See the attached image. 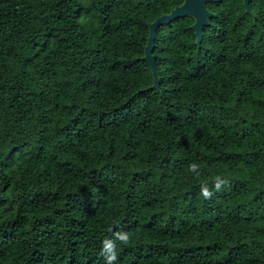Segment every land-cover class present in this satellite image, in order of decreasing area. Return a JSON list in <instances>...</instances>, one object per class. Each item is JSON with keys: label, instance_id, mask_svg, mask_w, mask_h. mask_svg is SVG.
<instances>
[{"label": "trees", "instance_id": "16d2710c", "mask_svg": "<svg viewBox=\"0 0 264 264\" xmlns=\"http://www.w3.org/2000/svg\"><path fill=\"white\" fill-rule=\"evenodd\" d=\"M182 2L0 0V264H105L119 230L116 264H264V0L158 26L153 86Z\"/></svg>", "mask_w": 264, "mask_h": 264}, {"label": "water", "instance_id": "95a60500", "mask_svg": "<svg viewBox=\"0 0 264 264\" xmlns=\"http://www.w3.org/2000/svg\"><path fill=\"white\" fill-rule=\"evenodd\" d=\"M214 0H183L180 5H176L169 13H164L158 16L155 20L148 24L149 35L147 38L146 45L144 46V59L148 62L152 69L154 84L156 86L158 82L156 65L153 60L152 48L153 40L155 37V31L161 24H166L176 19L177 17L192 16L194 22L191 24L196 35V43H199L202 38V28L209 24L208 18L212 16V13L207 9V2ZM243 5L248 10V0H243Z\"/></svg>", "mask_w": 264, "mask_h": 264}, {"label": "clouds", "instance_id": "9594fccd", "mask_svg": "<svg viewBox=\"0 0 264 264\" xmlns=\"http://www.w3.org/2000/svg\"><path fill=\"white\" fill-rule=\"evenodd\" d=\"M189 172L195 174L197 177L201 175L200 165L198 163H191L188 166ZM227 184V179L223 176L217 175L211 184L204 182L199 186L200 195L205 200H211L215 193L220 192ZM111 231V229H109ZM117 242L121 245L129 246L132 242L131 235L125 230H119L113 233V238H106L102 241L100 255L104 258L105 264H116L118 259Z\"/></svg>", "mask_w": 264, "mask_h": 264}, {"label": "flooded vegetation", "instance_id": "af4514ba", "mask_svg": "<svg viewBox=\"0 0 264 264\" xmlns=\"http://www.w3.org/2000/svg\"><path fill=\"white\" fill-rule=\"evenodd\" d=\"M216 0L214 1H210V2H215ZM242 4H243V0H242ZM248 4H249V0H248ZM244 6V5H243ZM245 8V7H244ZM246 10V9H245ZM247 11V10H246ZM248 12V11H247Z\"/></svg>", "mask_w": 264, "mask_h": 264}]
</instances>
